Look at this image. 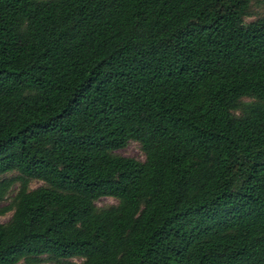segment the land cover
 <instances>
[{
  "label": "trees",
  "instance_id": "16d2710c",
  "mask_svg": "<svg viewBox=\"0 0 264 264\" xmlns=\"http://www.w3.org/2000/svg\"><path fill=\"white\" fill-rule=\"evenodd\" d=\"M250 3L0 0V264H264Z\"/></svg>",
  "mask_w": 264,
  "mask_h": 264
},
{
  "label": "rangeland",
  "instance_id": "374dc122",
  "mask_svg": "<svg viewBox=\"0 0 264 264\" xmlns=\"http://www.w3.org/2000/svg\"><path fill=\"white\" fill-rule=\"evenodd\" d=\"M248 11H250V14L248 16H246L245 19H250V18L256 17L257 15L264 14V7L258 1L251 0ZM113 152H115L117 154L132 156V157L140 159V160H142L144 158V154L140 148V144L135 140H128L124 146L113 150ZM39 184H41L40 180L32 179L29 181L28 187L29 188L35 187ZM15 189H16V185H13L10 188V190L8 191L6 198H4L0 202V205H4L9 201V199L12 196V194L14 193ZM94 203L98 207L106 206L109 204L116 203V199L113 198L112 196H100L94 200ZM10 213H11V211H6L3 214H1L0 215V221H6L9 218ZM71 261H73L74 264H79L80 259L75 257V258H71ZM41 264H54V263H52L51 261H43Z\"/></svg>",
  "mask_w": 264,
  "mask_h": 264
}]
</instances>
